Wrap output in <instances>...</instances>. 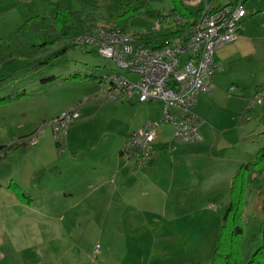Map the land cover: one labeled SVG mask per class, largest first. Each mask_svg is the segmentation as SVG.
<instances>
[{"label": "rangeland", "instance_id": "rangeland-1", "mask_svg": "<svg viewBox=\"0 0 264 264\" xmlns=\"http://www.w3.org/2000/svg\"><path fill=\"white\" fill-rule=\"evenodd\" d=\"M71 1L72 10H85L83 14H88L90 23L95 24L93 30L102 28L105 21L117 15L121 8L125 9L128 2H134L133 5L136 3L135 0ZM146 2L141 13L129 22V31H150L155 17L158 16L156 14H162L171 7V0ZM244 6L248 16L241 23L244 30L243 38L225 47L223 52L230 60H234L237 54H245L246 57L239 60L236 65L235 61H232L227 70L230 68L228 72L235 75L238 82H242L243 90L246 92L256 82H264V0H244ZM51 8L52 5L47 0H0V37L11 34L16 25L35 14H45V23H49L51 15L48 13L52 11ZM51 36L45 30H31L24 34V38L30 43L48 40L53 37ZM32 58L30 52L20 42H15L12 56L0 62V76L18 69ZM37 67L29 66L27 72L17 70L10 79L0 82L2 92L0 97L13 89H25L28 92V96L0 104V145L13 144L17 142L19 135L44 126L43 133L37 139V147L29 148L21 140L19 144L24 145L0 157V264L19 262L20 254L26 255L30 264H34L39 254L49 252L59 254L58 251L63 253L72 246V243L77 246V251L83 250L87 254L90 252V246L93 248L97 243L100 246L97 259L101 261L105 260L102 259V253L110 252L109 254L118 256L114 257L112 264H117V261H121L120 264H149L148 259L155 256L159 248L164 246L152 242L150 228L140 231L136 226L130 227L128 212L112 213L93 209L84 204L79 195L72 194L71 197L64 195L73 180L72 174L67 171V166L71 162L69 144L92 143L99 149H110L115 144L117 146L120 132L134 121L133 110L136 104L131 105L124 100L112 99L107 95L104 86L101 88L95 84L82 89L79 86L65 84L44 86L39 83L43 76H68L73 73L84 76L91 71L101 73V77L106 78L108 74L118 72L114 63L85 50L83 46L76 45L55 57L50 64ZM91 86L95 88L92 89ZM70 99H75V102L77 99L81 100L74 106L73 103H69ZM63 105H66V108L59 110ZM80 106L83 109V116L67 124L63 146L59 149V146L54 144L51 127L47 124L62 112ZM260 108V111H264V105ZM257 123V120H253V123L246 127L248 130L250 128L255 130ZM70 127H79L77 136H70L68 132ZM257 127L250 138L252 150H256L262 143L264 121ZM227 136V131H224L220 140ZM10 181H16L27 188L26 192L33 198L25 202L27 205L20 204L7 187ZM209 197L206 195L204 201ZM227 198L225 194L220 206L215 204L220 207L217 212L206 207L203 209L200 204L201 208L190 203L181 209L183 212L174 213L175 215L180 212L183 221L186 219L184 225L179 220L177 222L187 227L186 230L189 232V237L183 241L185 244L181 245V248L188 251V258H193L192 254L196 257L192 263L200 261V264L209 263ZM65 205L71 206L66 214ZM56 210L60 212H55ZM263 217L264 173L257 176L254 185L245 195L241 236L243 246L249 243L251 235ZM87 218H90L92 225L85 233L84 223ZM71 237L75 238L76 244ZM43 258L45 259L42 260V264L49 261L47 255Z\"/></svg>", "mask_w": 264, "mask_h": 264}, {"label": "crops", "instance_id": "crops-1", "mask_svg": "<svg viewBox=\"0 0 264 264\" xmlns=\"http://www.w3.org/2000/svg\"><path fill=\"white\" fill-rule=\"evenodd\" d=\"M180 1L183 3V0ZM209 1L213 5L219 6L232 0H227V2ZM47 2L49 4L59 3L72 10L73 1L71 0H47ZM51 10L49 15L54 13L53 7ZM167 24L164 22V27L168 26ZM241 26L242 24H240L239 37L234 42L243 38L244 30ZM230 44L223 45L215 51L214 60L220 66V71L214 76V88L209 94L199 93L192 108L193 112L201 119L199 129L202 138L200 141L177 142L172 137V125L161 123L153 142L151 157L145 166L140 167L133 158L121 154V144L130 131L140 127L148 120L161 118L162 103L160 101L142 102L138 100L136 94H132L117 99L124 100L131 105L136 104V108L133 110L134 121L120 132L117 137V146L115 144L110 149H99L92 143L69 144L68 146L71 162H67V164L69 163L67 171L72 174L73 180L64 195H67L66 197H71L72 194L79 195L82 202L93 209L112 213L128 212L130 213L128 215L130 227L136 226L140 231L150 228L152 242L154 244L161 243L164 246L159 248L155 256L148 259L149 264H194L192 260L196 257L192 254L193 258H188V251L181 248V245L185 244L183 241L189 237V232L186 230L187 227L181 226L177 221H181L184 225L186 219L183 221L182 213L177 212L175 215L174 213L176 211L183 212L181 209L190 203L217 212L225 194L228 196L230 178L238 171L243 162L253 157L258 149H251L250 138L258 129L259 123L264 121V111H260V107V109L254 110H248L247 107L250 97L258 87L264 86V82L258 81L252 88H248L244 92L242 82H238L236 76L228 72L230 68L228 70L227 68L232 61H235L234 65H236L246 56L237 54L234 60L226 58L223 49ZM85 50L94 52L92 49L85 48ZM127 76L134 77L130 74ZM64 77L60 76L51 82L39 83L44 86L65 84V86H79L82 89H86L90 84L92 86L95 84L107 89L106 79L98 82L87 79L65 80ZM231 84H235L236 88L228 92L227 87ZM77 101L70 99L69 103L76 106L78 105ZM81 107L78 108L80 117L83 116ZM64 108L66 105L61 106L59 110L62 111ZM253 120L258 121L256 129L248 130L247 127L253 123ZM228 127L229 129H227ZM78 128L70 127L68 131L70 136H77ZM32 131L19 135L17 142L13 145L21 143V140ZM224 131H227L228 136L224 140H220ZM37 146L38 143L29 148ZM103 155L105 156L102 157ZM13 182L22 188L28 201L33 199L26 192L27 188L22 187L16 181ZM206 195L210 197L204 201ZM18 202L27 205L24 201L18 200ZM226 202L228 203V198ZM216 203L218 206H215ZM64 208L66 214L70 211L71 206L65 205ZM55 212L60 211L56 210ZM178 213L180 214L177 216ZM60 217L62 218V215ZM175 217L176 219H174ZM91 225L92 221L87 218L84 223L85 233H87V229L91 228ZM71 239L76 244L75 238L71 237ZM76 247L72 243V246L63 253L58 251L59 254L55 252L39 254V257L36 258L37 262L34 264H42L45 255L49 261L44 264H112L114 257H118L109 254L110 252H101L102 259H105L103 262L97 259L100 246L95 251V245L93 248L91 245L88 254L83 250L77 251ZM18 259L19 262L12 264H30L28 257L24 254H20ZM120 262L117 261V264Z\"/></svg>", "mask_w": 264, "mask_h": 264}, {"label": "built area", "instance_id": "built-area-1", "mask_svg": "<svg viewBox=\"0 0 264 264\" xmlns=\"http://www.w3.org/2000/svg\"><path fill=\"white\" fill-rule=\"evenodd\" d=\"M190 11L200 12L184 38L170 39L161 48L144 43L148 33H156L164 22L174 25L184 20L176 14L155 19L148 32L99 28L79 31L73 36L75 45L92 49L99 56L111 60L118 72L107 75V95L119 99L136 94L139 101H160L161 118L148 120L130 131L124 138L120 152L145 166L153 151V142L161 123L172 125V137L177 142L200 141L201 119L192 108L199 93L209 94L214 88V76L220 66L214 60L215 51L239 37L240 24L247 11L243 0L215 6L209 0H183ZM167 15V12L162 13ZM134 76L129 78L127 75ZM229 85L227 91L235 89ZM81 104V103H80ZM264 105V86L258 87L248 101V110ZM80 117L75 108L52 118L55 144L62 149L65 128ZM249 118V116H247ZM44 126L22 139L27 147L37 144ZM98 250V244L95 245Z\"/></svg>", "mask_w": 264, "mask_h": 264}, {"label": "trees", "instance_id": "trees-1", "mask_svg": "<svg viewBox=\"0 0 264 264\" xmlns=\"http://www.w3.org/2000/svg\"><path fill=\"white\" fill-rule=\"evenodd\" d=\"M135 2V5H133L134 2H128L126 4L127 7L125 9L121 8L117 15L107 19L102 28L128 30L131 19L139 15L147 4L146 0H135ZM171 3L172 7L167 12V15H158L156 19L176 14L184 21L165 26L154 34L148 33L147 36L145 35L143 38L144 43L152 48H161L170 39L184 38V34L191 29L193 23L200 16L199 11H189L180 0H171ZM51 5L54 8V13L50 16L49 23H45V14L39 13L16 25L11 34L0 37V62L12 56L15 42H20L33 57L31 61L19 66L18 69L1 75L0 82L3 83L10 79L17 70L27 72L29 71V66L38 68L37 66L39 65L50 64L55 57L76 46L73 42L74 34L79 31H91L95 28V24L90 23L88 14L84 15L83 11H72L59 3H51ZM31 30H45L53 37L51 36L52 38L41 42L30 43L24 38V34ZM49 48H52V50L48 51ZM58 77L60 76H43L39 79V82H51ZM64 79H87L102 82L106 78L101 77V73L91 71L84 76L79 73H73L65 76ZM1 93L0 91V95H2ZM24 96H28V92L25 89H13L0 97V104L8 103ZM22 144L0 145V157L12 153ZM262 173H264V131L262 143L253 157L243 162L239 166L238 171L230 178L228 203L221 215L216 244L208 264H264V217L255 228L249 243L246 246L241 243L245 195L254 185L257 176ZM7 187L18 200L24 202L28 200L27 195L16 183L9 182Z\"/></svg>", "mask_w": 264, "mask_h": 264}]
</instances>
